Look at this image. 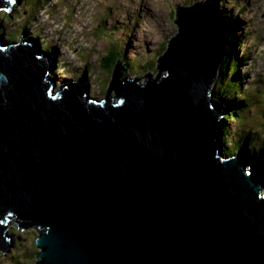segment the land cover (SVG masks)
<instances>
[{
  "label": "water",
  "instance_id": "95a60500",
  "mask_svg": "<svg viewBox=\"0 0 264 264\" xmlns=\"http://www.w3.org/2000/svg\"><path fill=\"white\" fill-rule=\"evenodd\" d=\"M177 8L157 67L118 59L96 100L84 80L54 95L57 52L0 35V253L17 224L41 229L38 264H264V175L219 154L222 2Z\"/></svg>",
  "mask_w": 264,
  "mask_h": 264
},
{
  "label": "rangeland",
  "instance_id": "374dc122",
  "mask_svg": "<svg viewBox=\"0 0 264 264\" xmlns=\"http://www.w3.org/2000/svg\"><path fill=\"white\" fill-rule=\"evenodd\" d=\"M197 1L204 0H27L24 3L15 0L11 14L6 16V12L0 10V35L18 39V42L30 39L28 41L34 40L42 46L53 44L59 55V60L57 56L55 61L57 73L54 69L51 73L57 83L53 93H57L61 83L80 78L85 81L86 78L90 93L101 99L106 95L113 75L111 70L106 71L107 66L101 68L99 64L108 48L112 46L114 50L117 47L128 54L125 63L131 78L153 71L159 57L167 50L169 39L179 32L174 21L177 6H190ZM221 2L227 18L236 23V31H242L236 35L237 42H242L237 52L243 59L238 74L245 79L243 92L247 93L251 105L249 109L245 107L242 115L228 122L225 144L230 143L227 135L230 133L237 145L242 141L248 147L253 140L244 138L247 132L260 142L264 140V0ZM8 16L10 18H6ZM105 17L107 21H104ZM98 22L108 24L107 34L100 23L99 32ZM33 34L36 39L24 38ZM223 87L220 84L218 92L212 90L213 101L214 98L218 101L215 105L226 103L227 98L220 90ZM234 148L231 144L223 150L230 156ZM244 153L239 151L237 155L244 157ZM255 159L259 160V157ZM260 160L264 162V157ZM38 230L34 227L20 229L16 224L14 233L19 236L15 252L0 253V264H38L40 248L36 238L41 233Z\"/></svg>",
  "mask_w": 264,
  "mask_h": 264
},
{
  "label": "trees",
  "instance_id": "16d2710c",
  "mask_svg": "<svg viewBox=\"0 0 264 264\" xmlns=\"http://www.w3.org/2000/svg\"><path fill=\"white\" fill-rule=\"evenodd\" d=\"M19 1H20V3H22V2L24 3L27 0H23V1L19 0ZM36 2H37V0H36ZM67 10H68V7H67ZM99 23H101V22H98V25H97L98 28H99ZM107 25H108L107 23H103V25H102V27H103L102 31L105 34H107V32L105 30ZM225 26H226V30H227L226 39L228 41V44L226 46V48H227L226 54L224 56L223 61L220 64L219 68L217 69L216 76H215L216 79H215V81L212 85V89H211V90H213V92H218V89L220 88V84H222L224 86L223 89H220V90L222 92H224V96H226V98H227V99H225L226 103H223L224 105L221 103H219V105H216V106L220 107V110H222V112L226 111V116L223 117V135H224V138H225V132L228 128V124H229L228 122L230 121V119H232V117H234L236 119L239 115H242L243 112L245 111L244 107L246 106V104L248 102L246 95H244L243 97H240V95L238 94L239 90L242 86L241 85L242 80L238 78L239 77L238 76V69L241 66L242 61L239 57H237L234 39L237 40L236 35L239 34V31H236V28H234L233 30L229 29L230 24L226 20H225ZM25 31L27 33V30H25ZM99 32H101L100 28H99ZM30 37H32V36H29L27 38H30ZM34 38L32 37V39H34ZM13 40L14 39H12V38H7V39H5V42L9 43ZM41 42H42V40H41ZM45 48L47 51L50 52V50H53L54 45L53 44L48 45V46H45ZM109 50H110V47L108 48L107 51H109ZM107 51H106L105 57L102 58L101 61H99L100 66H102L101 68H104L105 66H107L106 71L107 70L112 71L115 68L117 60L122 59V57L120 58L121 53L123 55L124 60L128 61V59H127L128 54L125 55L124 51L121 49H118L117 47H115L114 51L113 50H110L109 52H107ZM108 66H109V68H108ZM231 71H232V75H230ZM236 98L239 99V101H240L239 103L234 102V99H236ZM214 102H218L217 99L214 98ZM227 135H229L228 141L230 143L225 144V141L221 140L222 144H224L223 147H227V145L232 144V147L234 148L235 144H236L235 138L230 133H227ZM249 136H250V134L248 132L244 136V138L249 137ZM241 145H242V143L240 141V146ZM240 146H239V148H240ZM239 148H238V150H239ZM238 150H236V147H235L234 150H232V151L234 152V151H238ZM249 150L251 152L253 151L251 149V147L249 148ZM258 150H259V153L261 154V156H264V144L262 145V143H260L258 145ZM253 156L257 157L255 155H253ZM257 166L260 168H264V162H261V160H260L259 162H257ZM257 166H255V167H257ZM260 168H259L260 172L264 174V170H262Z\"/></svg>",
  "mask_w": 264,
  "mask_h": 264
},
{
  "label": "bare ground",
  "instance_id": "6f19581e",
  "mask_svg": "<svg viewBox=\"0 0 264 264\" xmlns=\"http://www.w3.org/2000/svg\"><path fill=\"white\" fill-rule=\"evenodd\" d=\"M14 2H15V0H13ZM223 1H225V0H223ZM225 5V4H224ZM14 9V8H13ZM12 9V10H13ZM1 10H3V9H1ZM11 10V11H12ZM5 11V10H4ZM11 11H5L6 12V16L8 15V14H11L10 12ZM6 18H10L9 16L8 17H6ZM0 30H1V28H0ZM33 31V30H32ZM26 32V31H25ZM33 33V32H32ZM33 38L34 37H36V36H34V35H31ZM32 37H30V38H32ZM4 38V37H3ZM4 39H6V38H4ZM42 40V39H41ZM14 41H16V40H13V41H11L10 42V44L9 43H6V46H9V47H13L14 46V44H11L12 42H14ZM43 41V40H42ZM44 42V41H43ZM47 46V45H46ZM40 48L41 49H43L42 51H44V52H49V51H47L46 50V48H45V46H42V44L40 45ZM110 48H112V50H113V47L112 46H110ZM111 50V49H110ZM114 50H115V48H114ZM113 50V51H114ZM52 51H55V52H57L56 51V49H55V47L53 48V50H50V52H52ZM237 52V51H236ZM258 53H259V51H258ZM237 54H239L238 52H237ZM57 56H58V60H59V55H58V53H57ZM57 61V60H56ZM123 61L124 62H126V60H124L123 59ZM128 63V62H127ZM56 66L54 65V73H57L56 72ZM53 71V70H52ZM112 72H114V69L112 70ZM73 75L75 76V73H73ZM73 75H72V77H73ZM86 75H88L87 73H86ZM78 76V75H77ZM113 76V75H112ZM81 79V78H80ZM80 79H77V80H74L73 79V81L72 82H76V81H78V80H80ZM85 82H86V78H85ZM65 84V83H64ZM63 83H61L60 84V88H61V86L62 85H64ZM57 85V83H54V86H53V89H52V92H54L55 91V86ZM87 85V84H86ZM87 87H88V92H89V95H90V97L93 99V100H96V98H94V96L90 93V89H89V86L87 85ZM58 93V92H57ZM57 93H53L54 95H56ZM35 96V95H34ZM98 101V100H97ZM220 110V109H219ZM222 115H223V117H225L226 116V111H223L222 112ZM259 139V138H258ZM264 139V138H263ZM221 140H223V141H225V138H224V135L222 134V138H221ZM260 140V139H259ZM262 141V140H261ZM241 143H242V145L240 146V143H239V145H237L236 144V146L235 147H238L239 148V146H240V148H239V150L238 151H243V152H245L244 154H246V145H245V143L244 142H242L241 141ZM251 149L253 150L252 152L250 151V152H248V154L247 155H245V156H248L249 158H253V160H251V163L254 165V166H256L257 164H256V162H255V158L253 157V155H255V156H257V155H259V150H258V144L257 143H253L252 144V147H251ZM219 154H220V156L221 157H223L224 156V151H223V149L220 147V151H219ZM255 159V160H254ZM256 161H258L259 162V160H256ZM259 171V170H258ZM36 229H39V230H41L40 228H36Z\"/></svg>",
  "mask_w": 264,
  "mask_h": 264
},
{
  "label": "clouds",
  "instance_id": "9594fccd",
  "mask_svg": "<svg viewBox=\"0 0 264 264\" xmlns=\"http://www.w3.org/2000/svg\"><path fill=\"white\" fill-rule=\"evenodd\" d=\"M204 1H205V0H204ZM179 6H183V5H179ZM225 17H226V21H228V23L230 24L229 29H232V30H233L234 28H236V26H237L236 23H235L234 21H230V20L227 18L226 15H225ZM241 33H242V31H241V32L239 31V34H241ZM24 38L27 39V37H24ZM31 39H32V38H31ZM15 40L18 41V39H15ZM28 40H30V39H27V41H28ZM3 41H5L4 38H3ZM33 41H34V40H33ZM240 42H241V41H238L239 45L241 44ZM236 45H238V44H236ZM239 45H238V46H239ZM235 48H236L235 50H238L237 47H235ZM237 57H239V56L237 55ZM239 58H240V57H239ZM240 59H241V58H240ZM241 61H242V59H241ZM242 65H243V62H241V66H240V67H242ZM240 67H239V69H238V73H239ZM231 72H232V71H231ZM238 76H239V74H238ZM83 77H84V76H83ZM238 78L242 80V84H241L242 86H241V88H240V90H239V91L241 92V90L243 89V83L245 82V79H243L241 76H239ZM78 81H79V80H78ZM64 83H65V82H64ZM64 83H63V84H64ZM213 83H214V82H213ZM239 83H240V82H239ZM212 85H213V84H212ZM212 85H211V88H212ZM57 92H59V90H58ZM211 93H212V90H211ZM243 96H244V95H242V97H243ZM94 98H95V96H94ZM96 98H97V97H96ZM245 107L249 109V108H251V105H250V104H246ZM245 107H244V108H245ZM245 110H246V109H245ZM220 111L222 112V110H220ZM242 112H243V111H242ZM242 112H241V113H242ZM232 118H234V117H232ZM230 120H233V119H230ZM247 133H248V132H247ZM247 133H246V134H247ZM249 134H250V132H249ZM246 138H247V137H246ZM249 138L252 139L253 142H252V143L250 142V143L248 144V147L246 146V155L248 154V152H250L249 148L252 147V144H253V143H257L258 145H259L260 143H262V145L264 144V140H263L262 142H260L259 139H258L257 137H253L251 134H250V136L248 137V140H249ZM221 146H222V149H224V147H223L224 144H222V141H221ZM225 146H226V145H225ZM258 152H259V151H258ZM238 153H239V151H234V153H233L232 155H230V156H228V155H226V154L224 153V156H225L226 158H229V157H232V156H235V155L238 156V155H237ZM245 157H246L247 159H249L250 161L253 160V158H249L248 156H245ZM253 157H254V156H253ZM258 157H259V161H260V158H261V157H264V156H261V154L259 153V155H257L256 158H258ZM254 158H255V157H254ZM254 160H255V159H254ZM255 162H256V164H257L258 161L255 160ZM256 166H257V165H256ZM259 168H260V167H258V166L256 167L257 170H259ZM260 169L264 170V168H260ZM259 172H260V170H259ZM260 173H261V172H260ZM261 174L264 175L263 173H261ZM17 226H18V225H17ZM20 229H21V228H20ZM37 258H38V253H37ZM38 261H39V259H38Z\"/></svg>",
  "mask_w": 264,
  "mask_h": 264
}]
</instances>
